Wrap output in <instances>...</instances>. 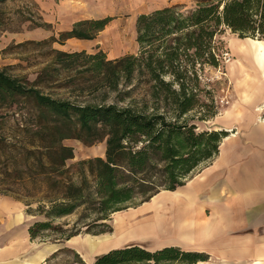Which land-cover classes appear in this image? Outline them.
I'll list each match as a JSON object with an SVG mask.
<instances>
[{
	"label": "trees",
	"instance_id": "obj_1",
	"mask_svg": "<svg viewBox=\"0 0 264 264\" xmlns=\"http://www.w3.org/2000/svg\"><path fill=\"white\" fill-rule=\"evenodd\" d=\"M113 20H80L41 43L94 40ZM225 29L264 41V0H199L190 10L164 6L137 17V53L108 59L101 50L51 47L53 59L33 81L12 75L7 67L0 70V195L22 201L28 214L42 216L29 227L31 239L65 243L83 226L94 235L112 232L106 222L112 213L139 195L144 202L160 190H176L219 153L229 132L199 130L198 123L218 114L201 74L206 66L221 65ZM61 71L92 99L45 93ZM11 120L14 124L8 125ZM67 139L106 143L105 157L78 162L79 183L71 176L68 161L75 151ZM32 203H37L35 209ZM80 208L71 228L56 223ZM67 253L74 255L68 256L69 264H88L67 248L45 263ZM208 259L178 246L151 250L131 244L98 255L91 264H196Z\"/></svg>",
	"mask_w": 264,
	"mask_h": 264
},
{
	"label": "crops",
	"instance_id": "obj_2",
	"mask_svg": "<svg viewBox=\"0 0 264 264\" xmlns=\"http://www.w3.org/2000/svg\"><path fill=\"white\" fill-rule=\"evenodd\" d=\"M83 1L36 0L49 24L59 20L61 12L68 14L64 30L77 21L96 18L84 14ZM44 29L36 27L33 34L41 33V40L54 35ZM22 32L6 31L4 36L20 41ZM90 41L72 38L66 43L77 44L75 50L81 51L89 50ZM259 45L264 47V41H247L251 55L238 59L234 55L228 66L235 102L216 120L219 129L229 132L219 153L176 190H160L149 200L116 212L114 236L87 237L91 260L86 263L132 242L152 250L178 246L209 256L196 264H264V57L258 56ZM54 48L61 47L54 44ZM234 64L236 74L231 75ZM27 210L24 202L0 195V264H46L61 248L31 239L29 227L35 216ZM128 231L130 235L124 236ZM76 240L75 236L66 243ZM214 257L220 260L215 262Z\"/></svg>",
	"mask_w": 264,
	"mask_h": 264
},
{
	"label": "rangeland",
	"instance_id": "obj_3",
	"mask_svg": "<svg viewBox=\"0 0 264 264\" xmlns=\"http://www.w3.org/2000/svg\"><path fill=\"white\" fill-rule=\"evenodd\" d=\"M198 1L199 0H84L83 12L85 15L96 18H104L107 16L114 17V20L109 24V26L102 31L97 38L89 42V50L86 51L88 53H92V50H94L93 52L101 50L106 53L108 59L112 57L118 58L128 53H137L139 46L136 41V21L140 14L149 13L157 8L172 5H179L183 7V10H190L196 7ZM47 9H50V5ZM62 14L63 13L61 12V14L58 15L60 17L59 20L53 24H49L44 21V17L40 12V8L36 0H6L0 2V70L7 67L8 72L12 75L28 78L31 81L35 80L40 69L47 62L53 59L51 47H54V45H51L50 43H41L44 41L40 38L41 33L33 34V30L36 27L44 26L43 28H48L51 34L59 36V34L63 32L64 28L69 25L68 14ZM21 30H23L22 34L25 33V35H22V38L20 37V41H17L16 39L13 40L12 35L4 36V32L6 31L11 33ZM23 38L29 39L23 41ZM220 39L224 43V48L226 49L223 51V55L221 57V65L219 67L206 66L201 74L203 87L206 91H210L213 95L218 114L210 120L198 123L199 130L219 129V125L216 123L217 117L235 102L233 95L235 85L234 81L229 77L228 66L233 61L234 55L237 59L239 57H243V55L239 53V48H248L247 41L253 42L251 39L254 38H241L237 33L232 32L230 29H225L220 35ZM254 40L260 41V39L257 38ZM56 45L57 47H61L57 49L68 52L75 51V49L79 47L77 44L67 43H65L64 46H61L58 43H56ZM226 52H229L230 56L232 55V61L230 63L226 62L224 59V54ZM258 56L260 57V55ZM231 67V75H235V64ZM61 72L62 74L58 77L59 81L55 83L49 82L47 84L48 87H45L44 89L45 93H51L52 95L58 97H79L80 99H92V94L79 92L75 84H71L69 80L65 79L68 76L67 72ZM67 84L69 85V88L64 86ZM1 111L2 110H0V113ZM10 124H14V122L11 120L8 125ZM65 144L73 147L75 151V157L74 159L68 161V165L72 166L71 176L77 183L80 182V177L78 175L79 172L75 167L79 161L94 157H105V141L95 145H86L76 139H67L65 140ZM195 172L196 169L190 174V176ZM140 200L141 195L137 196L133 203L123 205V208L120 211H126L128 208L141 203ZM31 206L35 209L37 207V203H32ZM82 212L83 208H80L76 213L60 219L56 223H62L65 224V228H71L79 220ZM115 213H112L110 215V219L106 220L108 225L113 228L112 232L94 235L92 233H88L86 231V226H83L81 232L76 236L77 240L75 243L67 244V241L65 243H58L52 241L49 237L43 238V240L41 238L38 239H40V243L46 245L59 244L61 245L60 249L67 248L75 253H78L84 261L90 262L91 259L89 255H91V252L88 247L87 237L100 239L101 237L111 238L114 236ZM35 219H42V216H37L34 220ZM93 229L98 228L94 227ZM129 244L138 243L130 242ZM143 244L146 245V243ZM146 248L150 249V247ZM69 255L70 254L67 253L60 256L55 259L52 264H69V259H71L70 257H74V255L71 254L68 258ZM213 260L218 262L220 259L218 257H214Z\"/></svg>",
	"mask_w": 264,
	"mask_h": 264
},
{
	"label": "bare ground",
	"instance_id": "obj_4",
	"mask_svg": "<svg viewBox=\"0 0 264 264\" xmlns=\"http://www.w3.org/2000/svg\"><path fill=\"white\" fill-rule=\"evenodd\" d=\"M251 41H253V43H256V44H259V41H257V40H254V39H251ZM259 48L257 49V52H258V55H260V57H264V47H262L261 45H259L258 46ZM239 53L241 54V55H243L244 57H247V56H250L251 54H250V50L248 49V48H246V47H240L239 48ZM232 61V55H231V59L229 60V62L228 63H230ZM124 219V218H123ZM122 221V220H121ZM123 228V227H122ZM125 229V228H124ZM126 235H130L129 234V231L127 232V233H125L124 234V236H126ZM123 236V237H124ZM118 238V237H117ZM118 243H120V242H118ZM100 247H102V246H100ZM105 248V247H104ZM107 248V247H106Z\"/></svg>",
	"mask_w": 264,
	"mask_h": 264
},
{
	"label": "built area",
	"instance_id": "obj_5",
	"mask_svg": "<svg viewBox=\"0 0 264 264\" xmlns=\"http://www.w3.org/2000/svg\"><path fill=\"white\" fill-rule=\"evenodd\" d=\"M224 59L226 60V62H229V60L231 59V56H230L229 52H226L224 54Z\"/></svg>",
	"mask_w": 264,
	"mask_h": 264
}]
</instances>
